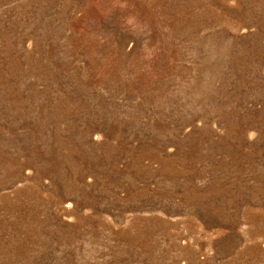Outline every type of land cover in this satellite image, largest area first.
<instances>
[{
	"label": "rangeland",
	"instance_id": "obj_1",
	"mask_svg": "<svg viewBox=\"0 0 264 264\" xmlns=\"http://www.w3.org/2000/svg\"><path fill=\"white\" fill-rule=\"evenodd\" d=\"M0 264H264V0H0Z\"/></svg>",
	"mask_w": 264,
	"mask_h": 264
}]
</instances>
